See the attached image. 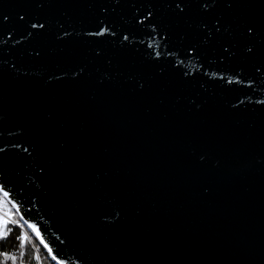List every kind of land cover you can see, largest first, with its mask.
<instances>
[{"label":"water","instance_id":"obj_1","mask_svg":"<svg viewBox=\"0 0 264 264\" xmlns=\"http://www.w3.org/2000/svg\"><path fill=\"white\" fill-rule=\"evenodd\" d=\"M0 188L61 264H264V0H0Z\"/></svg>","mask_w":264,"mask_h":264},{"label":"trees","instance_id":"obj_2","mask_svg":"<svg viewBox=\"0 0 264 264\" xmlns=\"http://www.w3.org/2000/svg\"><path fill=\"white\" fill-rule=\"evenodd\" d=\"M2 204H6V200L1 201ZM13 217L19 219V215L15 212ZM11 229L9 234L5 237L0 235V264H61L56 259L54 260L51 253L48 252L47 248L44 247V244L40 242L35 233L32 230H27V233L30 237L25 242V247L20 249V241L17 239L18 236H22L25 233L21 227L13 222H9L4 228V231ZM24 252V256H20V252ZM7 253L8 257L13 255L17 256V260L13 262L11 259L5 257ZM39 256L40 259L37 260L36 257Z\"/></svg>","mask_w":264,"mask_h":264},{"label":"snow or ice","instance_id":"obj_3","mask_svg":"<svg viewBox=\"0 0 264 264\" xmlns=\"http://www.w3.org/2000/svg\"><path fill=\"white\" fill-rule=\"evenodd\" d=\"M5 196H7V193H5ZM7 215L9 216V218L11 217V213H7ZM9 222H13V223H19V221H10L9 220H5L4 217L0 216V235L2 236H7L9 234V232L11 231V229H9L8 231H4V228L7 226V224ZM29 228H31L37 237L41 236L40 230L37 228V226L35 224H29L28 225ZM17 239L20 241V249H23L25 247V242L30 239L29 235L27 232L23 233L22 236H18ZM41 243H44L43 238L41 237L40 240ZM44 247L47 248L48 252L51 253L52 252V248H50L46 243H44ZM6 258L11 259L13 262H15L17 260V256L13 255L11 257L7 256V253L4 254ZM20 256L23 257L24 256V252L21 251L20 252ZM54 260L56 259L55 256L52 257ZM37 260L40 259L39 256L36 257ZM21 264H23V261H21Z\"/></svg>","mask_w":264,"mask_h":264},{"label":"built area","instance_id":"obj_4","mask_svg":"<svg viewBox=\"0 0 264 264\" xmlns=\"http://www.w3.org/2000/svg\"><path fill=\"white\" fill-rule=\"evenodd\" d=\"M0 195H1V189H0ZM7 213H8L7 209L4 208V207L0 204V216L4 217V218L7 219V220L10 219V221H16V220L12 219L11 217L9 218V216L7 215ZM22 220H23V219H22ZM15 224L19 225V226H20L25 232H27L26 229H24V228L20 225V222H19V223H15ZM27 225H28V224H27ZM28 229L30 230L31 228L28 227ZM31 230H32V229H31ZM32 231H33V230H32Z\"/></svg>","mask_w":264,"mask_h":264},{"label":"rangeland","instance_id":"obj_5","mask_svg":"<svg viewBox=\"0 0 264 264\" xmlns=\"http://www.w3.org/2000/svg\"><path fill=\"white\" fill-rule=\"evenodd\" d=\"M5 206L9 210V212L11 213V215H13V211H12L13 207H12V204H10V202L8 200H7V203L5 204ZM37 238L40 240L39 237H37Z\"/></svg>","mask_w":264,"mask_h":264}]
</instances>
